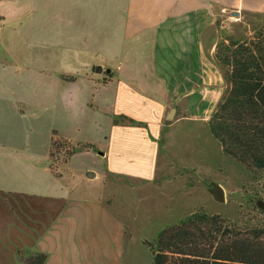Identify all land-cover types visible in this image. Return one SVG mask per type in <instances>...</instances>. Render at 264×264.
<instances>
[{
	"label": "rangeland",
	"instance_id": "obj_1",
	"mask_svg": "<svg viewBox=\"0 0 264 264\" xmlns=\"http://www.w3.org/2000/svg\"><path fill=\"white\" fill-rule=\"evenodd\" d=\"M71 8L78 12L76 7ZM32 15L36 16L33 9ZM29 21L33 23L32 17L15 19L7 26V38L0 47V62L8 63V67H0V141L18 149L30 146L42 165L49 161L61 178L43 176L39 191L58 193L70 202L71 209L77 207L74 200L87 203L83 206L88 209L87 224L92 219L98 222L99 230L92 235L99 240L100 255L104 254L106 264H153V252L146 242H154L162 230L197 209L223 215L229 224L242 228L264 223V209L258 206L259 201L264 204V171L250 170L226 155L208 120L165 124L159 135L150 130L149 135L134 133L112 138L111 125L117 119H132L133 126L144 128L149 124H145L146 120L138 122L126 112L128 103L115 102L117 81L107 89L94 88L89 80L96 77L102 81L103 77L86 65L100 64V59L84 54L74 58L71 45L78 43L59 42L65 47L55 49L49 40L20 37L16 32H26ZM262 24L261 14H247L243 21L223 18L221 39L228 35L250 37ZM43 25L49 27L44 22ZM132 42L123 41L127 56L105 59L109 61L107 69L119 75L118 60L122 59L120 69H127L130 77L159 94L151 73L149 45L135 47ZM76 58L82 61L78 63ZM15 100L27 103L14 104L25 116L15 110ZM120 106L123 109L119 110ZM54 130L76 146L70 159L65 155V147L51 154L55 150L51 144ZM86 144L93 146L85 149ZM155 145L159 149L157 162L151 149ZM99 151L106 154L100 155ZM115 164L116 171L108 169ZM89 172L97 176L89 178ZM15 174L16 170L11 169L10 175ZM214 184L225 189L224 202L217 201L211 193ZM6 198L0 199V209L9 203L25 201L27 208L35 204L36 209L53 212L60 211L64 204L61 201L51 204L49 198L23 201L19 196ZM96 200L100 205L98 214L89 204ZM32 234L36 232L32 230ZM3 244L0 241V263L16 264L13 255L19 256V249L2 247Z\"/></svg>",
	"mask_w": 264,
	"mask_h": 264
},
{
	"label": "crops",
	"instance_id": "obj_2",
	"mask_svg": "<svg viewBox=\"0 0 264 264\" xmlns=\"http://www.w3.org/2000/svg\"><path fill=\"white\" fill-rule=\"evenodd\" d=\"M59 4L64 5L59 9ZM252 13L264 15V0H0V47L7 38V26L15 19L21 21L32 17L33 23L29 21L26 32L12 29L13 34L18 33L24 40H49L55 49L65 47L59 42L78 43V46L71 45L74 58L84 54L100 59V64L87 62L86 65L103 77L102 81L96 77L89 80L94 88L107 89L117 81L115 102L128 103L126 112L135 116L138 122L146 120L145 124H149L144 128L133 126V123L114 122L110 130L112 138L134 133L149 135L150 130L159 135L165 124L211 118L226 88L223 72L214 58L222 38L220 24L223 18L243 21L244 16ZM43 22L49 27H44ZM123 41H133L131 44L135 47L149 45L151 73L159 94L152 93L130 77L127 69H120L122 59L118 60L119 75L112 69L107 72V57L127 56ZM98 66L103 67L102 72L97 71ZM0 67H8V63L1 61ZM17 101L26 103L15 100L13 105ZM174 108V118L170 120L167 114ZM165 120L170 122L165 123ZM151 149L157 162L158 146ZM34 153L30 146L18 149L0 141V199L6 201V196H19L22 201L49 198L51 204L63 202V207L52 212L36 209L35 204L27 208L25 201L7 204L6 208L0 209L2 247L19 249V256L13 255L16 264H24L21 256L34 252L46 253V264H106L104 254L100 255L99 240L92 235L99 230L98 222L92 219L87 224L88 209H83L87 203L74 200L77 207L71 209L70 202L58 193L39 191L43 176L61 177L53 173L49 161L42 165ZM11 169L16 170L15 175H10ZM108 169L116 171L118 166L115 164ZM89 204L98 214L97 200ZM32 230L36 234H32Z\"/></svg>",
	"mask_w": 264,
	"mask_h": 264
},
{
	"label": "trees",
	"instance_id": "obj_3",
	"mask_svg": "<svg viewBox=\"0 0 264 264\" xmlns=\"http://www.w3.org/2000/svg\"><path fill=\"white\" fill-rule=\"evenodd\" d=\"M214 58L226 88L208 120L211 132L226 155L250 170L264 171V24L250 37L221 39ZM115 122L133 123L132 119ZM51 144L52 155L65 147L69 159L77 150L57 130ZM146 243L153 252V264H264V223L242 228L204 209L195 210ZM47 258L44 252H34L24 255L23 261L46 264Z\"/></svg>",
	"mask_w": 264,
	"mask_h": 264
},
{
	"label": "water",
	"instance_id": "obj_4",
	"mask_svg": "<svg viewBox=\"0 0 264 264\" xmlns=\"http://www.w3.org/2000/svg\"><path fill=\"white\" fill-rule=\"evenodd\" d=\"M97 71L98 72H102L103 71V67L102 66H98L97 67ZM107 72H110V69H107ZM174 112H175V108L172 109L170 115L168 116V119H173L174 118ZM101 154H104V152H101ZM90 177H95V173L94 172H89L88 174ZM211 193L213 194V196L215 197V199L219 202H224L226 200V194H225V189L218 185V184H214L212 185V188L210 189ZM262 201L258 202V206L262 209H264V204H261Z\"/></svg>",
	"mask_w": 264,
	"mask_h": 264
}]
</instances>
